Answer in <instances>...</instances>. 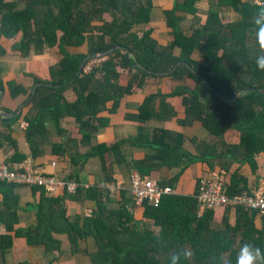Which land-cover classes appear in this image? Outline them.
Instances as JSON below:
<instances>
[{
  "label": "trees",
  "instance_id": "16d2710c",
  "mask_svg": "<svg viewBox=\"0 0 264 264\" xmlns=\"http://www.w3.org/2000/svg\"><path fill=\"white\" fill-rule=\"evenodd\" d=\"M198 2L175 0L173 8L164 11L172 36L164 45L153 37L152 27L134 30L136 26L150 23L153 0H0V55L5 53L2 39L13 41L12 50L23 58L31 52L42 54L53 47L61 55L49 67L48 80L34 81L38 87L28 96L32 114L25 117L26 141L31 155H39L38 142L46 135L47 124L61 133L60 120L72 117L79 126L81 146L88 148L71 158L74 171L68 179L77 183H80L77 168L91 157L101 158L107 181H113L109 177L108 157L113 156L119 165L127 164L121 150L126 143L154 151L143 160L133 162L140 174L150 176L162 167L178 169L179 173L170 181H159L162 186L173 189L180 175L197 162L207 164L211 170L216 162L224 170L231 163H247L255 172V156L264 154V71L256 66L252 56L255 44L251 35L250 0H218L210 6L204 21L198 14ZM228 8L239 13L238 20L224 17L222 10ZM179 11L197 15L191 32L182 27L187 15ZM85 44L86 53L68 51ZM96 55L104 60L85 72L84 67ZM120 70L128 73L126 86L120 83ZM165 78L182 84L170 94H149L135 121L171 120L177 112L168 99L180 96L187 115L181 123H202L217 139L215 143H202L194 155L184 148V135L165 129L151 135L142 126L135 139L112 145L92 144V137L99 130L95 122L104 124L105 119L99 114L109 103L113 102L110 111L115 112L122 98L143 88L148 80ZM187 81H192L193 86ZM68 89L76 95L74 102L64 98ZM23 92L18 86L12 95ZM227 130L238 133L237 143L224 141ZM15 186L0 183L3 196L0 225L6 231L0 236L1 255L12 247L14 237L25 238L29 245H42L45 253L58 252L61 243L54 234L68 237L72 254L79 251L80 240L92 238L97 247L90 255L93 264H169V256L183 248L193 252L188 264H211L213 253L222 254L234 264L236 251L244 242H252L264 250V223L260 229L256 228V212L234 208L237 210L235 225L231 226L224 216L222 227H215V211L207 210L199 215V184L194 196L164 195L158 207L144 203L145 218L153 220L160 227V233L146 226L141 229V222L135 220L124 195L119 209H109L106 203L111 196L106 195V189H83L81 184L74 194L64 191L61 197H50L42 188L31 187L42 192L38 203L26 207L35 212L36 225L15 228L19 210ZM249 190L247 179L238 173L231 175L228 184L224 183V192L229 197ZM83 191L85 198L95 201L96 212L84 218H68L64 199H77ZM131 199L133 208L137 207L132 194Z\"/></svg>",
  "mask_w": 264,
  "mask_h": 264
},
{
  "label": "crops",
  "instance_id": "0c3cea01",
  "mask_svg": "<svg viewBox=\"0 0 264 264\" xmlns=\"http://www.w3.org/2000/svg\"><path fill=\"white\" fill-rule=\"evenodd\" d=\"M218 0H199L197 3L198 14L203 21L211 5ZM175 0H153L154 8L151 13V21L145 26L139 25L134 28L138 31L142 28H153L152 35L162 44H168L172 36L170 28L167 26L164 11L173 8ZM179 14L185 15V11H179ZM225 18L230 20H238L240 15L232 8L222 10ZM187 20L182 22V27L191 32L194 14L187 13ZM13 41L1 40V45L5 53L0 55V82L3 89L0 90V162L6 160H19L26 157H32L37 165L43 168L47 174H55L60 178L68 179L73 173L74 168L71 164V158L77 153L83 154L88 148L82 147L80 144L81 135L79 126L72 117H64L60 120L59 126L62 130L57 133L52 124L46 125L47 133L38 142L40 153L37 157L31 155L30 147L26 141L27 123L25 117L32 114L30 111L31 104H28V96L38 87L34 85L36 80H48L49 67L56 64L61 55L56 47L48 49L42 54L31 52L29 56L23 58L16 50H12ZM68 51L74 53H86L87 45L81 47L68 48ZM179 49L176 52L179 53ZM198 57V53L195 54ZM122 73L120 78L121 85L128 84V73L120 70ZM188 85L193 86L192 81H187ZM180 84L179 81L170 78L150 79L143 88L136 89L132 94L122 98L119 107L115 112H111L113 102L109 103L108 108L99 114V117L105 119L104 124L98 121V132L92 137V144L112 145L118 141L135 139L140 132V128L145 126L152 135L156 130H168L180 133L185 137L184 148L190 153L197 155L200 145L204 142L215 143L217 139L211 136L204 128L202 123L194 122L191 125L181 123L187 117L186 109L183 104V98L180 96L171 97L168 102L175 108L176 116L168 121L150 120L146 123L135 121V116L139 113V108L143 104L145 98L155 92L170 94ZM20 87L25 93L12 95L16 87ZM15 87V88H14ZM64 98L67 102H74L76 95L72 89L64 92ZM238 133L234 130H227L224 134V141L228 144L238 142ZM12 142L14 144H12ZM122 153L127 159V164L119 165L113 156L108 157L110 166L109 177L113 181H107V175L103 171V162L100 157L89 158L82 166L77 168L78 181L83 189L93 187L102 189L104 183L119 184L116 193L108 194L111 196L109 202L106 203L109 209L117 210L123 203V195L128 203L129 210L133 213L135 220L141 222V229H152L156 233H160V227H157L153 220L144 216L145 209L143 207L133 208V202L130 193V175L136 171L133 165L134 161L143 160L146 155L152 154L151 148L136 147L129 143L122 145ZM57 151V152H56ZM219 152H222L221 150ZM21 159V160H22ZM20 161V160H19ZM257 169L252 172L251 167L247 164L231 163L228 170L216 162L214 169L202 162L192 164L179 177L175 184L177 195L194 196L198 190L199 180L214 172H224L225 183L228 184L233 173L247 179L248 188L252 189L263 185L264 175V154L260 153L255 156ZM54 163V166H51ZM179 173L178 169H170L167 167L158 168L149 176L157 181H170ZM14 193L18 196V224L15 228H28L36 225V215L33 210H27L29 204L38 203L42 194L39 190L27 186H15ZM85 192L80 193L77 199H64L63 207L66 210V216L70 219L76 217L84 218L96 212V203L91 199L85 198ZM63 192L50 197H61ZM107 195V196H108ZM3 196L0 193V204ZM106 200V197H105ZM234 208H221L215 211L214 223L215 227H222L224 216H227L228 223L234 226L237 220V213ZM264 223V217L256 214L254 224L260 229ZM5 228L0 225V236L5 234ZM13 235V234H12ZM53 237L58 240L60 251L45 253L42 245H29L25 238L14 237L12 247L5 255L0 254V264H93L90 255L97 251L95 241L87 238L79 241V251L76 254L70 252V244L65 234H54Z\"/></svg>",
  "mask_w": 264,
  "mask_h": 264
},
{
  "label": "built area",
  "instance_id": "2783aa9c",
  "mask_svg": "<svg viewBox=\"0 0 264 264\" xmlns=\"http://www.w3.org/2000/svg\"><path fill=\"white\" fill-rule=\"evenodd\" d=\"M104 59L95 58L84 71H90L93 66L99 65ZM88 67V70L86 68ZM51 163V166H54ZM224 172H214L203 177L199 182V215L205 211H217L221 208L242 207L248 212H256L264 217V186H258L231 197L224 192ZM16 186L39 187L48 195L59 192L74 194L79 183L75 180L60 178L55 174H47L40 165H37L32 157H26L20 161L6 160L0 162V183ZM131 194L137 207H142L145 202L158 207L164 195L176 194L170 186H162L159 181L134 171L130 175ZM102 189L110 194H115L119 184L104 183ZM106 192V193H107Z\"/></svg>",
  "mask_w": 264,
  "mask_h": 264
},
{
  "label": "clouds",
  "instance_id": "9594fccd",
  "mask_svg": "<svg viewBox=\"0 0 264 264\" xmlns=\"http://www.w3.org/2000/svg\"><path fill=\"white\" fill-rule=\"evenodd\" d=\"M250 3L252 8L251 35L255 44L252 56L256 66L264 71V0H250ZM192 257L193 252L188 248H183L169 256V264H188ZM211 264H233V262L222 254L213 253ZM234 264H264V250L252 242H244L236 251Z\"/></svg>",
  "mask_w": 264,
  "mask_h": 264
},
{
  "label": "water",
  "instance_id": "95a60500",
  "mask_svg": "<svg viewBox=\"0 0 264 264\" xmlns=\"http://www.w3.org/2000/svg\"><path fill=\"white\" fill-rule=\"evenodd\" d=\"M98 57H100V56H99V55L94 56V58H98ZM89 59H90V57H88L87 59H84L82 65H81V67H80V69L83 68V66L85 65V63L88 62ZM203 80H204V79H203ZM34 92H35V89L33 90V94H34ZM235 97H236V95H235L233 98H235Z\"/></svg>",
  "mask_w": 264,
  "mask_h": 264
},
{
  "label": "rangeland",
  "instance_id": "374dc122",
  "mask_svg": "<svg viewBox=\"0 0 264 264\" xmlns=\"http://www.w3.org/2000/svg\"><path fill=\"white\" fill-rule=\"evenodd\" d=\"M85 70V69H84ZM86 70H88V67L86 68ZM86 72H88V71H86Z\"/></svg>",
  "mask_w": 264,
  "mask_h": 264
}]
</instances>
